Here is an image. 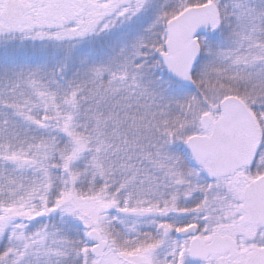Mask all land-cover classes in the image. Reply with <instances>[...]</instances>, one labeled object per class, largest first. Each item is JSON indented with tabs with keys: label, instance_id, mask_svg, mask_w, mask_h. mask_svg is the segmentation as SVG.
Wrapping results in <instances>:
<instances>
[{
	"label": "snow or ice",
	"instance_id": "obj_1",
	"mask_svg": "<svg viewBox=\"0 0 264 264\" xmlns=\"http://www.w3.org/2000/svg\"><path fill=\"white\" fill-rule=\"evenodd\" d=\"M0 264H264V0H0Z\"/></svg>",
	"mask_w": 264,
	"mask_h": 264
}]
</instances>
